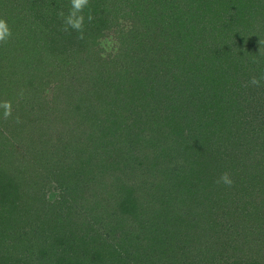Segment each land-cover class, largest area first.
<instances>
[{
	"label": "trees",
	"instance_id": "16d2710c",
	"mask_svg": "<svg viewBox=\"0 0 264 264\" xmlns=\"http://www.w3.org/2000/svg\"><path fill=\"white\" fill-rule=\"evenodd\" d=\"M71 12L0 0V264H264V0Z\"/></svg>",
	"mask_w": 264,
	"mask_h": 264
},
{
	"label": "clouds",
	"instance_id": "9594fccd",
	"mask_svg": "<svg viewBox=\"0 0 264 264\" xmlns=\"http://www.w3.org/2000/svg\"><path fill=\"white\" fill-rule=\"evenodd\" d=\"M88 0H72V12L67 18V23L72 25L74 28H81L83 24L84 17L83 15H78L79 13L82 12V10L85 8L87 5ZM11 35V31L7 24L4 21H0V40H4L8 38ZM254 83L256 81H253ZM4 108V116H9L11 115V104L9 102H5L3 105ZM225 183L230 184L231 180L228 179L227 176L224 178Z\"/></svg>",
	"mask_w": 264,
	"mask_h": 264
},
{
	"label": "rangeland",
	"instance_id": "374dc122",
	"mask_svg": "<svg viewBox=\"0 0 264 264\" xmlns=\"http://www.w3.org/2000/svg\"><path fill=\"white\" fill-rule=\"evenodd\" d=\"M51 91L52 90L50 88L49 89L47 88V90H46L47 94L46 95H48V97H50L49 94ZM9 133H10V131H8V134ZM154 156L156 157V154ZM19 157L20 158L17 157L18 158L17 161H19L18 165L25 164L26 162H28L27 160H25V159H27L26 157H22L21 155H19ZM30 159L31 158L29 157V160ZM93 171H96V170H93ZM62 195H63L62 188L58 185L57 181L47 184V187L45 189V197L47 198V201H50L51 203L56 201V200L59 201Z\"/></svg>",
	"mask_w": 264,
	"mask_h": 264
}]
</instances>
